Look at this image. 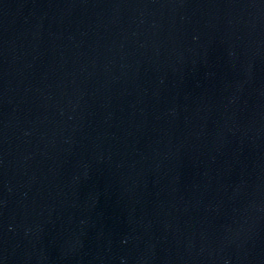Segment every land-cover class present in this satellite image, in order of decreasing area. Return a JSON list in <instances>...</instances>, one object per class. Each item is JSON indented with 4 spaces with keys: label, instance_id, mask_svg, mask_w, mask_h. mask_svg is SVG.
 Segmentation results:
<instances>
[{
    "label": "water",
    "instance_id": "obj_1",
    "mask_svg": "<svg viewBox=\"0 0 264 264\" xmlns=\"http://www.w3.org/2000/svg\"><path fill=\"white\" fill-rule=\"evenodd\" d=\"M0 264H264V0H0Z\"/></svg>",
    "mask_w": 264,
    "mask_h": 264
}]
</instances>
